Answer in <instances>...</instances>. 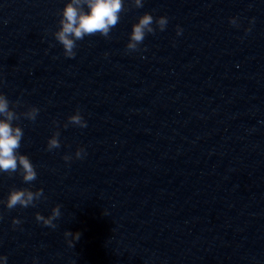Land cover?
I'll use <instances>...</instances> for the list:
<instances>
[{"label": "water", "instance_id": "water-1", "mask_svg": "<svg viewBox=\"0 0 264 264\" xmlns=\"http://www.w3.org/2000/svg\"><path fill=\"white\" fill-rule=\"evenodd\" d=\"M65 2L0 0V92L40 109L18 122L37 179L0 173V200L13 187L46 197L0 204L6 264H264V0H144L74 58L51 35ZM144 12L167 27L128 52ZM77 108L87 127L64 128ZM53 121L61 147L48 151ZM57 204L55 229L36 221Z\"/></svg>", "mask_w": 264, "mask_h": 264}, {"label": "clouds", "instance_id": "clouds-1", "mask_svg": "<svg viewBox=\"0 0 264 264\" xmlns=\"http://www.w3.org/2000/svg\"><path fill=\"white\" fill-rule=\"evenodd\" d=\"M143 6L144 0H66L64 7L58 12L57 28L51 32V35L62 45L63 55L67 58H74L78 48L77 41L83 40L86 36L96 35L110 39L112 29L120 22L121 13ZM254 22L255 18H250L249 26L245 28V32L251 31ZM229 23L234 27H240L239 17H230ZM167 24L168 17L166 15L154 16L151 12H144L138 17L137 22L132 24L126 51H139L148 34L154 35L158 30L164 31ZM176 33L178 36L183 33V29L179 25L176 26ZM22 106L20 100L9 101L7 96L0 92V173H6L9 176L19 174L25 184L31 185L37 179V171L29 156L19 151L24 132L18 122L21 117L34 122L40 109L33 105L26 106L23 111H18ZM53 124L56 127L47 140L48 151L61 147L60 124L58 121H53ZM69 125L80 128L87 127V121L79 108L67 117L63 127L67 128ZM86 155L85 147L80 145L77 146L74 155L66 153L63 159L70 164L74 158L83 159ZM42 198L46 199L43 188L32 190L31 187H13L10 189L7 199L0 200V204L5 205L9 210L15 209L17 206L28 208L35 207ZM61 215V205L57 204L47 216L36 212L35 219L37 222L55 229L57 227L55 221ZM21 223L22 221L18 217L12 218L14 227ZM64 237L69 247H74L75 242L80 238V233L65 230ZM6 262L7 257L0 255V264H6ZM33 264H37V258H33Z\"/></svg>", "mask_w": 264, "mask_h": 264}]
</instances>
